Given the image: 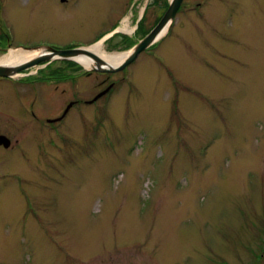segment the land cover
<instances>
[{"label": "rangeland", "instance_id": "rangeland-1", "mask_svg": "<svg viewBox=\"0 0 264 264\" xmlns=\"http://www.w3.org/2000/svg\"><path fill=\"white\" fill-rule=\"evenodd\" d=\"M169 1L136 0L139 36ZM16 2L3 5L16 43L96 40L98 24ZM124 2L104 1L108 28ZM76 68L43 85V105H92L0 155V264H264V0H184L122 71Z\"/></svg>", "mask_w": 264, "mask_h": 264}, {"label": "flooded vegetation", "instance_id": "flooded-vegetation-1", "mask_svg": "<svg viewBox=\"0 0 264 264\" xmlns=\"http://www.w3.org/2000/svg\"><path fill=\"white\" fill-rule=\"evenodd\" d=\"M12 1L13 0H0V58L11 52L31 55V59L23 64L40 57L44 58L49 56L51 58L54 53L48 50V48L56 52L70 51L88 47L101 40L103 41V45L106 44L110 49L120 50L132 42L136 45L156 25L155 24L151 29L149 28V30L139 36L138 31H140L142 12L136 19V0H125L124 4H122V6H124L122 11L123 15L111 26V28H108L109 13L106 12L104 14L102 12V6L105 0H37L42 11L47 12L49 10L56 19L63 21L69 26L77 24L83 30H88L91 24H98L99 30L91 39L96 40L92 44L83 45L71 42L56 45L43 43L37 45H23L21 43H16V41L21 40L14 37L12 22L6 18L7 13L3 10V5L8 4L11 9L17 4L15 0V4L12 5ZM33 1L34 0H32V2ZM181 9L182 4L178 12ZM123 16H126L125 19H128L127 22L133 24L131 33H123V30L118 28L120 21L124 18ZM58 27V23L52 25L54 30ZM137 36L140 37V39L132 41V38H137ZM150 49L151 47L144 52H148ZM23 64L9 65L8 67H17ZM61 65H63L64 68H62ZM77 66L78 65L73 62L50 59L32 67H28L13 77H0V155L12 153L15 146L19 143V146L21 145L22 141L20 142L19 140V133H21V138L24 137V135L30 137L32 134L31 139H36L37 136H33V133H38V136H42L47 129L54 135L60 136L56 129L60 127L61 122L63 123L66 120L73 107L80 104L81 100L69 101L65 108H63L61 114L60 107L53 104L48 105L47 109H45L43 105L44 100L42 99V97H44L43 85L46 83L53 85L55 80L60 79L62 70L77 69ZM80 69L83 76H91L92 74L106 75L86 70L83 67H80ZM28 71H30V74H27ZM45 71L48 72L47 75H45ZM106 76L108 79L109 75ZM104 81L102 82L104 83ZM111 85L112 83L107 85L102 92L107 89L110 90ZM53 90L56 92V87H53ZM29 95H33L34 99L30 101ZM92 103V100H82L81 105L89 106L92 105ZM55 110L59 111L55 116L49 118L45 116L46 112H53ZM13 115L19 117V120L17 118V122L14 123L15 128L13 127ZM20 128L21 132L19 130ZM13 139L15 140L13 141Z\"/></svg>", "mask_w": 264, "mask_h": 264}, {"label": "water", "instance_id": "water-1", "mask_svg": "<svg viewBox=\"0 0 264 264\" xmlns=\"http://www.w3.org/2000/svg\"><path fill=\"white\" fill-rule=\"evenodd\" d=\"M183 0H170L168 3V7L159 20V22L155 25V27L142 39L140 40L129 52L126 58L118 65H110L96 56L94 53L89 51V48H78L70 51H61L56 52L52 49L48 48V50L52 51L54 54L50 58L48 57H40L36 58L26 64L17 66V67H8L0 65V77H13L17 73L24 71L28 67H32L38 63L47 61V60H58V61H66V62H74L78 65L82 66L77 59L81 58L89 61V70L97 73L109 74V73H117L122 71L127 65L134 62V60L138 57L141 52L146 51L152 45H154L158 40L161 39V33L164 29L167 30L173 24L175 15L178 12ZM109 89L105 90L102 94L97 96L95 99L106 93Z\"/></svg>", "mask_w": 264, "mask_h": 264}, {"label": "bare ground", "instance_id": "bare-ground-1", "mask_svg": "<svg viewBox=\"0 0 264 264\" xmlns=\"http://www.w3.org/2000/svg\"><path fill=\"white\" fill-rule=\"evenodd\" d=\"M166 33V29L162 31L161 36H164ZM91 52H93L96 56H98L100 59H102L104 62L110 64V65H118L120 64L128 55L127 53H113V54H107L103 50H101V44L98 43L89 49ZM31 59V55L22 54V53H13L0 58V65H19L23 64L24 62ZM77 61L83 65L85 68L89 66V61L78 58Z\"/></svg>", "mask_w": 264, "mask_h": 264}, {"label": "trees", "instance_id": "trees-1", "mask_svg": "<svg viewBox=\"0 0 264 264\" xmlns=\"http://www.w3.org/2000/svg\"><path fill=\"white\" fill-rule=\"evenodd\" d=\"M158 21V20H157Z\"/></svg>", "mask_w": 264, "mask_h": 264}]
</instances>
